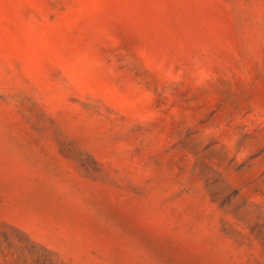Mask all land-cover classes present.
Returning a JSON list of instances; mask_svg holds the SVG:
<instances>
[{
  "label": "rangeland",
  "instance_id": "1",
  "mask_svg": "<svg viewBox=\"0 0 264 264\" xmlns=\"http://www.w3.org/2000/svg\"><path fill=\"white\" fill-rule=\"evenodd\" d=\"M0 264H264V0H0Z\"/></svg>",
  "mask_w": 264,
  "mask_h": 264
}]
</instances>
